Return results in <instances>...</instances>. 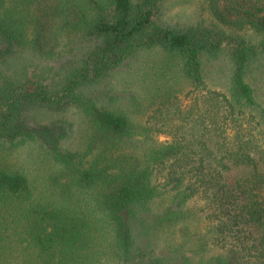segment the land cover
I'll return each mask as SVG.
<instances>
[{
	"label": "trees",
	"instance_id": "trees-1",
	"mask_svg": "<svg viewBox=\"0 0 264 264\" xmlns=\"http://www.w3.org/2000/svg\"><path fill=\"white\" fill-rule=\"evenodd\" d=\"M162 1L0 0V66L21 50L51 58L69 36L90 43L54 86L39 76L0 83V264H17L16 253L25 264H264V95L253 85L264 0H208L229 32L163 26ZM149 50L161 60L146 96L131 98L142 123L116 97L85 92ZM217 59L227 74L213 89L205 65ZM69 108L87 120L81 151L63 149V126L26 119ZM28 142L55 163L59 201L8 165L4 150ZM104 224L111 251L99 243ZM165 228L168 257L152 240Z\"/></svg>",
	"mask_w": 264,
	"mask_h": 264
},
{
	"label": "rangeland",
	"instance_id": "rangeland-1",
	"mask_svg": "<svg viewBox=\"0 0 264 264\" xmlns=\"http://www.w3.org/2000/svg\"><path fill=\"white\" fill-rule=\"evenodd\" d=\"M157 20L161 25L175 30L204 24L227 32L230 31L228 26L219 23L213 17L208 0H163L160 3V13ZM89 44L79 35L69 36L62 39L55 48L56 54L47 59L40 58L39 55H34L30 51L21 50L14 57L1 64L0 83L3 79L20 80L24 77L39 76L44 79L43 82L54 86L60 81L66 64L73 61L71 54L82 52ZM160 60L161 56L158 51H142L125 62L110 77L98 85L87 88L85 92L96 98L99 103L104 104L109 101L110 96L116 97L118 99L117 105L125 110L129 119L142 123L144 118L139 114V106L135 107L131 98L146 96L144 88L150 85L153 70H156ZM205 68L210 71L207 78L208 85L213 89H219L218 85L224 81L223 79L227 74L224 68V60L217 59L207 62ZM253 85L259 94L264 95V66L257 71ZM26 119L33 124H59L63 126L66 131V136L62 141L63 149L65 151L83 150L88 134V124L77 108H69L61 113L34 109L26 114ZM160 140H164V138L160 137ZM4 154L8 165L23 172L39 195L59 201L58 190L53 186V177L57 168L46 149L41 148L37 143L28 142L16 148L4 150ZM84 200L85 196L82 195L77 197L76 202L80 206L89 207L86 204L89 199ZM155 207H151L153 212H156ZM170 233L171 231L165 228L162 232L157 231L156 237L152 235L154 249L164 257H168L169 251L172 249L173 238H171ZM109 235V227L104 224L102 231L99 232V243L103 249L107 246L108 251H111ZM13 255L17 264H25L26 257L23 253Z\"/></svg>",
	"mask_w": 264,
	"mask_h": 264
}]
</instances>
